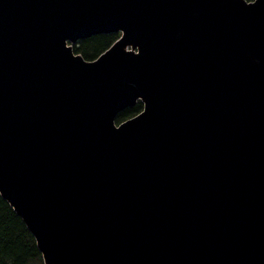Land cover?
I'll list each match as a JSON object with an SVG mask.
<instances>
[{
	"label": "water",
	"instance_id": "water-1",
	"mask_svg": "<svg viewBox=\"0 0 264 264\" xmlns=\"http://www.w3.org/2000/svg\"><path fill=\"white\" fill-rule=\"evenodd\" d=\"M0 193L45 264H264V0H0Z\"/></svg>",
	"mask_w": 264,
	"mask_h": 264
},
{
	"label": "trees",
	"instance_id": "trees-1",
	"mask_svg": "<svg viewBox=\"0 0 264 264\" xmlns=\"http://www.w3.org/2000/svg\"><path fill=\"white\" fill-rule=\"evenodd\" d=\"M248 2L255 0H247ZM119 38L118 34L94 35L81 40L74 52L85 60L92 61L104 53ZM143 110L139 102L135 107L122 112L116 122L128 120ZM0 264H45L37 241L23 219L0 193Z\"/></svg>",
	"mask_w": 264,
	"mask_h": 264
}]
</instances>
